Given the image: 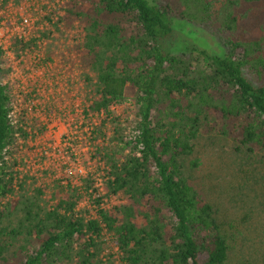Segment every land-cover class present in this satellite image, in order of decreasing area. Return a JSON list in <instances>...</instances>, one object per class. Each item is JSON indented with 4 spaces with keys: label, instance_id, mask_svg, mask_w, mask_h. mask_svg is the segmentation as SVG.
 <instances>
[{
    "label": "trees",
    "instance_id": "16d2710c",
    "mask_svg": "<svg viewBox=\"0 0 264 264\" xmlns=\"http://www.w3.org/2000/svg\"><path fill=\"white\" fill-rule=\"evenodd\" d=\"M66 5L48 19L83 35L92 167L51 199L18 169L45 127L25 108L14 122L0 49V264H264V0ZM227 143L238 160L222 188L205 153Z\"/></svg>",
    "mask_w": 264,
    "mask_h": 264
},
{
    "label": "rangeland",
    "instance_id": "374dc122",
    "mask_svg": "<svg viewBox=\"0 0 264 264\" xmlns=\"http://www.w3.org/2000/svg\"><path fill=\"white\" fill-rule=\"evenodd\" d=\"M39 1L43 2L45 9L54 7L56 13L54 17L58 18L62 17L66 3L70 0ZM13 5L17 6L5 14L11 15L21 6L18 1H15ZM46 20L47 23L43 27V32H45L40 34V38L44 41L42 51L45 52L47 60L44 62V68L37 75L21 74L23 85L29 89L30 93H37L35 84L40 85V95L33 99L35 106L29 110V113L32 116H35V113L40 114V118L37 116L40 121L37 125L42 123L45 127V134L36 135L23 142V147L19 148L17 156L24 162L19 165L18 169L28 174L34 185L44 187L43 198L51 199L52 193L58 189L55 186L56 180L61 179L62 183H66L67 178L72 183H76L78 177L84 175L86 170H91L92 160L88 159L83 163L80 155L88 151L86 139L90 128L82 111L93 96V82L91 71L81 52L83 35L78 27L76 25L66 27L60 19H58V26L54 27L49 19ZM51 20L54 21V19ZM175 26L187 36L192 32L194 36L202 40L209 42L215 40L211 34L194 24L180 22L175 23ZM2 31L0 29V32ZM178 38H180L179 34ZM14 46H16L15 52L24 50L19 47L23 46L22 44ZM32 88L35 91H32ZM27 120L30 122V118ZM229 148L228 143L224 147L217 145L210 154L205 153L206 161H208L206 158L208 155L211 163L214 161L220 165L219 161L221 162L223 172L214 183L222 188L229 181L228 177L233 167L232 161L238 160L230 155ZM43 151H46L47 155L42 153ZM31 180H28V183H31ZM119 200L111 197L110 202L117 203ZM255 216L263 220L264 210L258 213L256 209Z\"/></svg>",
    "mask_w": 264,
    "mask_h": 264
},
{
    "label": "built area",
    "instance_id": "2783aa9c",
    "mask_svg": "<svg viewBox=\"0 0 264 264\" xmlns=\"http://www.w3.org/2000/svg\"><path fill=\"white\" fill-rule=\"evenodd\" d=\"M2 1L4 0H0V29L3 31L0 32V49L9 70L7 80L14 95L10 115L15 122L20 109L25 108L28 119L33 117L39 121L40 114L35 113L36 117L32 116L29 110L35 106L33 99L40 95V85L35 84L37 93H30L29 89L23 85L21 74L37 75L44 68V62L47 60L45 52L42 51L44 41L43 38H40V34L45 32H43V27L47 23L46 19L51 17L55 20L56 13L54 7L45 9V5H42L43 2L41 1V3L39 0H5L3 6L1 5ZM15 1L21 4L19 9L13 11L11 15L5 14L17 6L13 5ZM18 40L23 45L20 47L24 50L15 52L16 46L12 44ZM28 49L30 50L28 51ZM32 91L35 89L32 88ZM42 153L47 155L46 151Z\"/></svg>",
    "mask_w": 264,
    "mask_h": 264
}]
</instances>
